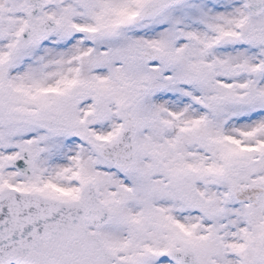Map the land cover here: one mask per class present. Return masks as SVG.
Returning a JSON list of instances; mask_svg holds the SVG:
<instances>
[{
  "label": "snow or ice",
  "instance_id": "snow-or-ice-1",
  "mask_svg": "<svg viewBox=\"0 0 264 264\" xmlns=\"http://www.w3.org/2000/svg\"><path fill=\"white\" fill-rule=\"evenodd\" d=\"M0 264H264V0H0Z\"/></svg>",
  "mask_w": 264,
  "mask_h": 264
}]
</instances>
